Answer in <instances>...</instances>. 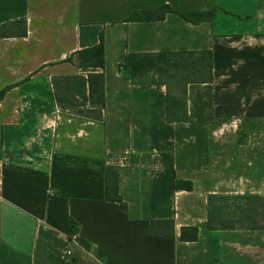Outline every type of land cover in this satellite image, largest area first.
Returning <instances> with one entry per match:
<instances>
[{
  "label": "crops",
  "instance_id": "crops-1",
  "mask_svg": "<svg viewBox=\"0 0 264 264\" xmlns=\"http://www.w3.org/2000/svg\"><path fill=\"white\" fill-rule=\"evenodd\" d=\"M165 4L215 16L154 17ZM18 20L26 36H0V264H264V229L207 225L210 194L264 196V0H0V25ZM102 36L104 68L80 67ZM187 50L212 51L213 80L188 85V121L171 123L166 86L120 64ZM110 165L127 208L106 199Z\"/></svg>",
  "mask_w": 264,
  "mask_h": 264
},
{
  "label": "trees",
  "instance_id": "trees-1",
  "mask_svg": "<svg viewBox=\"0 0 264 264\" xmlns=\"http://www.w3.org/2000/svg\"><path fill=\"white\" fill-rule=\"evenodd\" d=\"M168 12H176L186 20L200 23L212 20L215 10L180 11L170 5H162L154 10L156 18H163ZM147 15V18H150ZM135 14L128 19H137ZM28 26L25 20H18L0 25V36H26ZM105 48L103 36L97 45L81 49L77 53L78 64L82 68H104ZM120 68L130 73L136 84H164L166 86V119L168 122L188 121V85L194 82H212L213 55L211 50H187L128 53ZM90 101L94 106L105 105V75L103 72L88 74ZM120 169L108 166L106 169V199L117 201L123 208L127 203L119 192ZM176 188L190 190L193 185L188 181H176ZM231 201V203H229ZM264 206V196L259 195H220L208 196V220L210 230L220 229H264L260 224V208ZM232 214H229L231 213ZM229 214V215H228ZM151 229L168 236H174L175 222L173 219H157L151 221ZM198 227L183 226L180 239L194 241L198 239ZM85 247L89 242L82 240Z\"/></svg>",
  "mask_w": 264,
  "mask_h": 264
},
{
  "label": "rangeland",
  "instance_id": "rangeland-1",
  "mask_svg": "<svg viewBox=\"0 0 264 264\" xmlns=\"http://www.w3.org/2000/svg\"><path fill=\"white\" fill-rule=\"evenodd\" d=\"M229 203H231V201H230ZM230 212H231V211H230ZM229 214H232V212L229 213ZM229 214H228V215H229ZM259 221H260V224L264 225V206H262V207L260 208Z\"/></svg>",
  "mask_w": 264,
  "mask_h": 264
}]
</instances>
